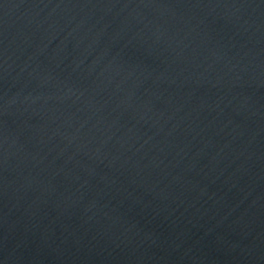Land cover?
I'll return each mask as SVG.
<instances>
[{
  "label": "water",
  "instance_id": "obj_1",
  "mask_svg": "<svg viewBox=\"0 0 264 264\" xmlns=\"http://www.w3.org/2000/svg\"><path fill=\"white\" fill-rule=\"evenodd\" d=\"M0 264H264V0H0Z\"/></svg>",
  "mask_w": 264,
  "mask_h": 264
}]
</instances>
